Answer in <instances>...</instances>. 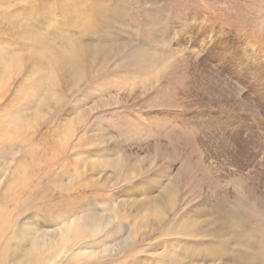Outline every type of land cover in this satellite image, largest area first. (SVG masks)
Wrapping results in <instances>:
<instances>
[{"label": "rangeland", "instance_id": "1", "mask_svg": "<svg viewBox=\"0 0 264 264\" xmlns=\"http://www.w3.org/2000/svg\"><path fill=\"white\" fill-rule=\"evenodd\" d=\"M0 151V188L30 164L53 229L101 230L91 264L263 263L264 0H0ZM215 203L251 222L224 257L203 223L167 233Z\"/></svg>", "mask_w": 264, "mask_h": 264}, {"label": "bare ground", "instance_id": "2", "mask_svg": "<svg viewBox=\"0 0 264 264\" xmlns=\"http://www.w3.org/2000/svg\"><path fill=\"white\" fill-rule=\"evenodd\" d=\"M10 139L12 141L15 140L13 138ZM5 142H7L6 139ZM19 153H21V150ZM26 153V158L30 157L31 162H34L35 166L38 167L39 164L33 158L35 154L31 146ZM29 165L27 164V167L22 165L24 170H19L21 175L19 173L13 175L12 182H6L4 187L0 188V264H91L90 258L97 255L103 256L104 250L100 248L101 245L96 240L99 239L98 236L101 233V230L97 227L92 229L86 223H79L74 226L72 222L64 228L61 227L59 230L53 229L57 221L55 216L57 215L58 217V213L61 212L62 205L60 206L59 204L60 199L56 197L54 187L50 186V189L44 192L41 191V185L36 180L40 177L38 175L39 172L32 170ZM174 186L171 184L165 187L156 196L148 199L146 203L152 206L158 204L159 207H168L176 199L173 198L175 196ZM228 192L226 189H223L222 193L219 194L228 196ZM66 198H62L64 205L65 203H70V197L67 196ZM74 199V197L71 198V202ZM144 203L142 202L140 205L142 206ZM19 204L23 207H18ZM25 211H28L29 214L31 213L32 223L30 221L28 223L27 220L26 222L22 221L20 216L24 215ZM163 212L167 213V210ZM203 212L206 213L202 217L203 220L188 218V226L186 225V227L177 229L175 227L170 228L167 230V233L169 235L184 234L187 236L191 234L190 231L192 229L201 226L199 223H203L206 229L209 228L211 230L212 237L209 241L217 248L215 249L216 258H222L228 254L229 249L226 245L233 240L234 232L242 230L243 221L246 223L251 222L247 219L248 216L244 211L242 212L238 207L233 208L224 204L215 203L213 206L207 207ZM168 213L170 212L168 211ZM140 215L148 221L144 224L145 226L162 225V222L165 221L159 216L153 219L152 217H148L146 213ZM76 247H80L84 252L79 255H73V249ZM186 248L192 250V247ZM209 249H206L207 252L202 254V256L204 255L203 261H211V248ZM63 259L65 261L61 262ZM181 259V264H184L183 261L187 259L188 262L185 264L197 263V257L195 258L193 253H190L187 258L181 257ZM239 260L240 264H252L245 261L243 256H240ZM80 261L84 262L80 263ZM126 261H128V258L124 257L123 262ZM261 264H264V262Z\"/></svg>", "mask_w": 264, "mask_h": 264}]
</instances>
